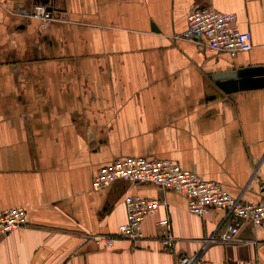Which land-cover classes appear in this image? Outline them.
<instances>
[{"label":"crops","instance_id":"crops-1","mask_svg":"<svg viewBox=\"0 0 264 264\" xmlns=\"http://www.w3.org/2000/svg\"><path fill=\"white\" fill-rule=\"evenodd\" d=\"M39 1L0 0V210L27 220L0 238V264H177L161 244L165 218L177 254L202 251L197 264H264L263 228L204 247L222 211L195 216L152 184L91 186L101 166L141 156L264 199V0H48L49 24L34 16ZM207 7L235 14L253 48L231 56L188 41V13ZM231 71L244 89L225 93L215 76ZM129 195L165 203L144 239L91 240L117 233Z\"/></svg>","mask_w":264,"mask_h":264},{"label":"built area","instance_id":"built-area-1","mask_svg":"<svg viewBox=\"0 0 264 264\" xmlns=\"http://www.w3.org/2000/svg\"><path fill=\"white\" fill-rule=\"evenodd\" d=\"M34 16L40 21L53 20L52 12L40 1L35 4ZM187 25L185 38L192 42L201 41L210 51L234 56L253 48L250 33L237 28L236 16L233 13H223L212 7L196 9L188 13ZM117 181L152 184L164 191L176 192L185 198L187 211L201 218L212 210L222 211L223 221L215 233L203 239L204 247L212 243H239L240 228L244 224L264 229V199L257 203L245 202L240 196L228 193L219 183L204 180L171 160L141 156L121 157L101 166L96 171L91 186L94 190H101ZM261 189H264V186H261ZM163 204L164 201L159 199L126 196V222L118 226L117 233L111 236L93 235L89 238L107 247L122 240L137 244L144 239V220L155 214ZM26 225L24 209L0 210V238ZM157 225L165 230L161 238L163 248L175 255L177 264H197L201 261L202 251L190 257L176 253V239L171 233L168 218L158 221Z\"/></svg>","mask_w":264,"mask_h":264},{"label":"water","instance_id":"water-1","mask_svg":"<svg viewBox=\"0 0 264 264\" xmlns=\"http://www.w3.org/2000/svg\"><path fill=\"white\" fill-rule=\"evenodd\" d=\"M41 3L47 4L48 0H44V1L41 0ZM47 10L51 11L52 9L50 7H47ZM237 74L238 73L236 71H231V72H227V73H223L221 75L215 76L216 79H223L221 80L222 82L219 83L218 85L223 89L225 93L233 92L237 90L238 88L244 89L245 81L244 80H241L239 82L236 81ZM257 82L260 86L264 85V78L261 80H258Z\"/></svg>","mask_w":264,"mask_h":264},{"label":"rangeland","instance_id":"rangeland-1","mask_svg":"<svg viewBox=\"0 0 264 264\" xmlns=\"http://www.w3.org/2000/svg\"><path fill=\"white\" fill-rule=\"evenodd\" d=\"M52 18H53V20H54L53 14H52ZM53 20H51V21H49V22L41 21V23H43V24H49V23H52ZM218 86H219V85H218ZM219 87H220V86H219Z\"/></svg>","mask_w":264,"mask_h":264}]
</instances>
